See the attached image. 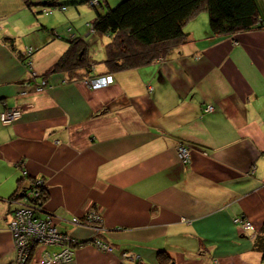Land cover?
Segmentation results:
<instances>
[{"label": "crops", "instance_id": "0c3cea01", "mask_svg": "<svg viewBox=\"0 0 264 264\" xmlns=\"http://www.w3.org/2000/svg\"><path fill=\"white\" fill-rule=\"evenodd\" d=\"M88 1L36 15L22 0H0V113L22 110L15 122L0 120V264H17L9 226L21 199L11 197L35 179L48 187L44 213L60 231L93 238L92 225L71 219L96 213L111 247L76 246L58 264H159L165 250L169 264H264L253 248L264 224V28L213 36L202 11L166 59L114 72L97 89L59 72L35 90L28 70L46 74L66 37L98 36L105 49L109 37L87 25L96 12L82 20ZM26 46L35 47L32 68L21 60ZM90 55L94 75L108 72L105 54Z\"/></svg>", "mask_w": 264, "mask_h": 264}, {"label": "trees", "instance_id": "16d2710c", "mask_svg": "<svg viewBox=\"0 0 264 264\" xmlns=\"http://www.w3.org/2000/svg\"><path fill=\"white\" fill-rule=\"evenodd\" d=\"M22 1L30 9H39L35 12L36 15L52 14L56 10L67 9L62 0ZM92 6L96 12L92 21L94 33L109 37L105 45V59L102 62L110 72L132 69L168 58L180 45L189 40L186 26L202 11L209 14V34L213 36L264 28V16L261 14L258 0H120L116 5L99 0ZM45 27L49 32L53 31V28ZM65 39L69 43L68 48L47 73L41 75L42 81H47L46 76L49 74L59 72L66 73L69 81L95 76L91 66L98 61L87 56V52L90 51L87 45L90 46V43L81 36ZM34 52L35 49L30 55L25 52L20 55L25 65L32 62ZM33 71L28 70V84L35 82L34 88L38 89L41 87L40 81L34 80L39 75L35 76ZM38 180L31 182V185L36 183V186L26 187L24 192L18 191L11 198L17 197L16 200L21 199L19 203L43 208L49 199V190L44 181L38 183ZM30 190L37 191L38 196L29 194ZM16 208L13 211V218ZM87 216L88 214L80 218L84 220V225L101 227V217L93 221L94 223H88L85 220ZM102 231L103 228L98 233L95 232L93 238L87 240L77 239L75 246H83L97 240L107 244L102 239ZM253 248L262 253L264 260V224L254 237ZM170 259L171 255L165 250L161 252L159 264H169Z\"/></svg>", "mask_w": 264, "mask_h": 264}, {"label": "built area", "instance_id": "2783aa9c", "mask_svg": "<svg viewBox=\"0 0 264 264\" xmlns=\"http://www.w3.org/2000/svg\"><path fill=\"white\" fill-rule=\"evenodd\" d=\"M93 3L97 4L99 0H92ZM91 1V2H92ZM48 11V10H47ZM48 13V12H47ZM33 48H28L26 53L31 54ZM92 79V78H90ZM86 80V84L94 87L101 88L109 85L113 82V77L103 76L98 77L95 80ZM46 82L38 89H43ZM212 106L208 107L211 109ZM22 110L18 108L8 109L2 113V117H20ZM8 121V120H7ZM178 151L180 159L183 163L187 164L190 161L191 148L188 147L185 142L179 143ZM42 181H40L41 183ZM34 196H38L37 191H33ZM39 209L42 212L43 208L40 206H32L22 203L21 206L16 210L15 216L10 223L11 231L15 237V246L17 248V258L15 262L17 264H57L69 260L73 256L74 247L77 243V239L73 236L60 231L57 228V219L53 216H45L42 212H38V216L35 217L30 210ZM99 215L96 213H89L86 222L92 223L93 221L99 220ZM74 223H78V219H73ZM237 223L243 225H250V221H245L243 217H237L235 219ZM93 222V223H94ZM96 233L101 229L100 226H93ZM95 244L102 250H111V247L107 244H103L99 240L95 241ZM60 247L59 250H51L52 247ZM126 258L135 260L136 256L129 252L123 254Z\"/></svg>", "mask_w": 264, "mask_h": 264}, {"label": "rangeland", "instance_id": "374dc122", "mask_svg": "<svg viewBox=\"0 0 264 264\" xmlns=\"http://www.w3.org/2000/svg\"><path fill=\"white\" fill-rule=\"evenodd\" d=\"M92 0H89L88 2H84V5H86V7H85V10H84V13H83V16H82V20H91V18H92V16H93V14H94V12H95V8H94V6H92V5H94L95 3H93V1L91 2ZM120 1V0H119ZM119 1H115V2H113V3H110L111 5H116ZM91 5V6H90ZM67 8H69V10L70 11H72V12H74L75 10L74 9H76V6L75 5H67ZM88 26H89V30H90V32L92 33V34H94L95 35V33H94V30L92 29V23H90V24H87ZM87 33V32H86ZM88 37H91V34L89 35H87ZM104 37V36H103ZM105 38V37H104ZM190 39V38H189ZM89 43H90V46H88L87 45V47L89 48V50L91 51V53L92 54H95L96 53V59H99L103 54H105V49H104V45L102 44V42L104 41V40H99V37L98 36H96V38H91L90 40H87ZM189 41V40H188ZM187 41V42H188ZM186 43V42H185ZM33 48V49H35V47L34 46H26L25 47V50H24V52L26 53V51H27V49L28 48ZM90 51H89V53L87 52V56L90 58V59H92V60H94L93 59V57L90 55ZM31 53H33V51L31 52ZM105 59V58H104ZM97 64V63H96ZM96 64L94 63V64H92V66H91V69H94V67L96 66ZM95 65V66H94ZM28 68H32V63H30V64H28ZM33 73L35 74V76L36 75H38V73L36 72V71H33ZM109 75H111L112 77H113V82H114V72H110V71H108V72H106V73H104V74H98V75H95L94 77H91L92 79H90V78H88V79H90V80H95L96 78H98V77H103V76H109ZM41 79V78H40ZM88 79H84V81L86 82V80H88ZM40 81V84L41 85H43V82H46L47 83V81L46 80H39ZM112 82V83H113ZM49 83V82H48ZM111 84V83H110ZM50 86H52L51 84H50ZM91 87V86H90ZM92 88H94V87H92ZM94 89H97V88H94ZM35 90H37V88H35ZM40 90V89H39ZM38 91V90H37ZM8 109H13V107H6L2 112H1V114H0V120L3 122V123H5V124H9V123H12V122H15L17 119H19L20 117L18 116V117H16V118H12V117H7V120H6V118H4V117H2V113L3 112H5L6 110H8ZM185 144H187V143H185ZM188 145V147H190L189 146V144H187ZM180 145H178V147H179ZM191 148V147H190ZM190 154H191V152H189ZM178 154H179V151H178ZM191 157V156H190ZM102 228V227H101Z\"/></svg>", "mask_w": 264, "mask_h": 264}, {"label": "bare ground", "instance_id": "6f19581e", "mask_svg": "<svg viewBox=\"0 0 264 264\" xmlns=\"http://www.w3.org/2000/svg\"><path fill=\"white\" fill-rule=\"evenodd\" d=\"M40 181H41V180H38V183H40ZM31 186H32V188H33L34 186H36V183H34V184L31 185ZM24 190H26V186H24V187L21 188V192H24ZM28 193L33 195V191H32V190L28 191ZM21 196H22V195H21ZM23 196H24V195H23ZM33 196H34V195H33ZM24 197H25V196H24ZM24 197H23V198H24ZM21 204H22V203H19V202L17 203V206H18V207L16 208V210L21 206ZM45 204H46V203H45ZM43 210H44V211L46 210L45 206L43 207ZM30 212H31L35 217H37V216H38V212H42V211L39 210V209L34 208V209H31ZM46 212H47V211H46ZM42 213H43L44 217L47 216L46 213H44V212H42ZM48 214H49V213H48ZM49 216H50V215H49ZM74 218H77V219H78L79 222H78L77 224L84 225V220L80 219L79 217H73V218L71 219L72 222H74V221H73ZM11 221H12V220H11ZM10 223H11V222H10ZM9 229H10V226H9ZM75 247H76V246H75ZM75 247H74V248H75ZM57 264H58V263H57Z\"/></svg>", "mask_w": 264, "mask_h": 264}]
</instances>
